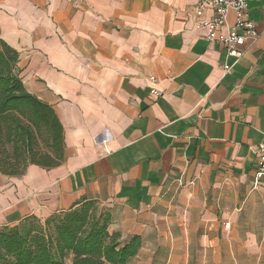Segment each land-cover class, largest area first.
Returning <instances> with one entry per match:
<instances>
[{
	"label": "crops",
	"instance_id": "1",
	"mask_svg": "<svg viewBox=\"0 0 264 264\" xmlns=\"http://www.w3.org/2000/svg\"><path fill=\"white\" fill-rule=\"evenodd\" d=\"M197 2L0 0V37L65 140L56 167L0 172V226L88 197L111 233L141 237L126 264H264V0L238 61L204 37Z\"/></svg>",
	"mask_w": 264,
	"mask_h": 264
},
{
	"label": "trees",
	"instance_id": "2",
	"mask_svg": "<svg viewBox=\"0 0 264 264\" xmlns=\"http://www.w3.org/2000/svg\"><path fill=\"white\" fill-rule=\"evenodd\" d=\"M19 52L0 37V172L25 174L31 164L53 168L65 161L64 126L48 102L20 76ZM111 213L82 197L45 219L28 215L0 226V264H126L141 246L108 229Z\"/></svg>",
	"mask_w": 264,
	"mask_h": 264
},
{
	"label": "built area",
	"instance_id": "3",
	"mask_svg": "<svg viewBox=\"0 0 264 264\" xmlns=\"http://www.w3.org/2000/svg\"><path fill=\"white\" fill-rule=\"evenodd\" d=\"M209 10L212 15L206 17ZM231 12L234 14L232 23L229 21ZM195 15L199 26L205 29L204 37L225 44L228 56L237 61L243 56L247 42H254L259 37L249 14V0H198ZM231 69V65L224 64V73ZM152 91L157 95L161 93L155 88ZM253 151L256 156L255 185L264 186V141L254 146Z\"/></svg>",
	"mask_w": 264,
	"mask_h": 264
}]
</instances>
